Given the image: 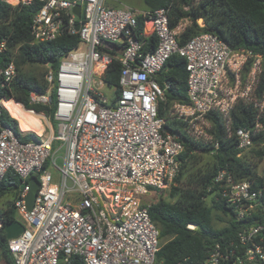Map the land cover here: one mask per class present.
<instances>
[{"label":"built area","instance_id":"built-area-1","mask_svg":"<svg viewBox=\"0 0 264 264\" xmlns=\"http://www.w3.org/2000/svg\"><path fill=\"white\" fill-rule=\"evenodd\" d=\"M0 1L13 6L41 3L31 19L36 42L63 33L79 37L57 69H48L46 92L30 93V103L49 105L54 92L55 129L43 112L19 102L48 130L39 118L42 132L30 131L38 140L22 141L11 128L0 129V180L8 170L21 179L15 208L24 230L7 239L14 264H60L72 257L80 264H156L159 229L149 207L157 196L154 190L173 182L184 148L180 134L166 129L158 117L166 87L157 80L159 71L173 53L185 59L189 103L175 104L170 113L185 122L187 133L212 143L206 115L218 113L241 156L256 145L254 137L263 129L264 91L259 97L257 88L264 54L232 48L210 32L179 45L165 8L113 6L111 0ZM77 3L79 17L72 10ZM138 16L143 18L140 34L156 38L155 47L146 52L145 41L136 36ZM197 23L204 25L201 18ZM9 51L7 38L1 36L0 55ZM7 58L0 67L5 86L18 74L13 56ZM113 59L121 64L114 103L104 92L113 91L104 81ZM237 103L257 109L251 127L233 128L231 112ZM31 175L39 186L27 210ZM212 187L211 197L232 208L239 228L197 264H264V189L227 168L217 171Z\"/></svg>","mask_w":264,"mask_h":264},{"label":"trees","instance_id":"trees-1","mask_svg":"<svg viewBox=\"0 0 264 264\" xmlns=\"http://www.w3.org/2000/svg\"><path fill=\"white\" fill-rule=\"evenodd\" d=\"M144 7L149 9L165 8L169 27L175 30V38L179 45H184L193 36L210 32L222 39L232 48H247L255 53L264 54V0H142ZM111 5L117 6L110 2ZM41 3L36 1L31 5H10L0 1V37L8 40L18 74L9 86L2 84L0 77V129L11 128L22 141L38 140L30 131L42 132L40 120H36L39 128L23 119L24 113L16 103L26 109H33L51 120L53 126L55 96L50 94V104L30 103V93H44L48 88L45 76L48 68L43 70L41 77L23 73L21 66L25 64L48 65L56 70L60 60L66 53L79 44L77 35L63 33L47 42H36L31 33V19ZM201 18L204 25L197 20ZM136 36L144 40L143 51L151 50L156 45L153 34L144 37L140 34L143 28V18H137ZM112 53H115L114 51ZM0 55V67L8 60L7 55ZM121 64L113 59L105 73L104 81L113 88L111 101L115 102L119 95V75ZM187 71L185 59L178 53H173L159 71L157 80L165 86L164 99L158 103V117L165 120L164 127L180 134L184 148L179 154V171L167 189H155L154 197L149 207L151 220L159 229V249L156 254V264H197L208 254L209 249L217 242H225L235 237L239 226L234 220V212L224 202L211 197L212 181L220 168L231 170L239 179H249L255 188L264 189V170L258 172L255 163L250 161L249 153L256 159L264 157V111L260 118L263 129L254 137L255 146L237 156L234 135L228 136L223 118L216 112L206 115L211 124L210 133L213 143L187 133L185 122L171 114L175 104L189 103L186 87ZM264 91V74H262L257 95ZM14 99L8 100V99ZM257 109L252 104L237 103L231 112L232 126L251 127ZM20 128V129H19ZM27 131V132H22ZM218 143V147L214 146ZM21 188V179L12 170H8L0 180V198L10 196L11 201L0 209V263L14 264L13 256L7 246V238L3 226L13 220H18L15 199ZM168 190L167 198L161 197ZM211 200V201H210ZM214 216L222 219L227 217V224L216 227ZM196 225L190 229L187 225ZM78 257H72L66 263L80 264Z\"/></svg>","mask_w":264,"mask_h":264},{"label":"rangeland","instance_id":"rangeland-1","mask_svg":"<svg viewBox=\"0 0 264 264\" xmlns=\"http://www.w3.org/2000/svg\"><path fill=\"white\" fill-rule=\"evenodd\" d=\"M110 2L117 4V5H127V6H131L133 8H138V9L144 7L142 0H116V1L111 0ZM46 67L48 69L50 68L48 65L40 66L37 64H25V65L21 66V71L23 73L33 74V75H36L38 77H41V74H42L43 70L46 69ZM104 92L108 96L112 95V90L110 88H105ZM22 117L25 121L33 120L34 122H35V120H38V118L40 119V117H38V115H33V114L28 115L26 113H24V115ZM42 124H43V127L45 128V130H48L46 128L45 122L42 121ZM52 125H53V123H52ZM55 127H56V123L54 124L53 128L55 129ZM249 157L251 158L249 160L256 164L255 165L256 170L258 172H262L264 170V157L262 159H256L255 157L252 156L251 153H249ZM167 193H168V190L163 191L161 194V197L167 198ZM10 201H11V199H10L9 195L1 197L0 198V209L5 208ZM213 224L216 227L224 226L227 224V217H223L222 219H220V218H217V216H214Z\"/></svg>","mask_w":264,"mask_h":264},{"label":"water","instance_id":"water-1","mask_svg":"<svg viewBox=\"0 0 264 264\" xmlns=\"http://www.w3.org/2000/svg\"><path fill=\"white\" fill-rule=\"evenodd\" d=\"M73 12L76 14L77 17L80 16V5L77 3L73 7ZM76 28H79V23L76 24ZM29 183V190L25 197V206L27 210H31L34 204V200L36 197V193L39 186V181L35 175H31L28 179ZM24 230L23 224L18 220H13L9 223H6L3 226V231L5 232L6 238H14L19 235Z\"/></svg>","mask_w":264,"mask_h":264},{"label":"bare ground","instance_id":"bare-ground-1","mask_svg":"<svg viewBox=\"0 0 264 264\" xmlns=\"http://www.w3.org/2000/svg\"><path fill=\"white\" fill-rule=\"evenodd\" d=\"M15 101V100H14ZM16 102V101H15ZM23 109V108H22ZM25 110V109H24ZM31 124H33L34 126H36L37 128H39V125H38V123H37V121L35 120V122L33 121V120H30L29 121ZM40 124H41V122H40ZM41 126H42V124H41ZM43 130V129H42Z\"/></svg>","mask_w":264,"mask_h":264},{"label":"crops","instance_id":"crops-1","mask_svg":"<svg viewBox=\"0 0 264 264\" xmlns=\"http://www.w3.org/2000/svg\"><path fill=\"white\" fill-rule=\"evenodd\" d=\"M4 100V99H3Z\"/></svg>","mask_w":264,"mask_h":264}]
</instances>
